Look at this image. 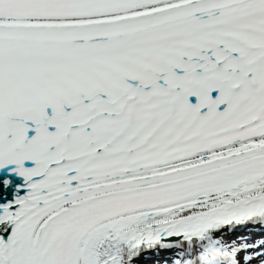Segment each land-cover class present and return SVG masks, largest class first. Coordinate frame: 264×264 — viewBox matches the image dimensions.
Segmentation results:
<instances>
[{"label": "snow or ice", "instance_id": "6c2138e0", "mask_svg": "<svg viewBox=\"0 0 264 264\" xmlns=\"http://www.w3.org/2000/svg\"><path fill=\"white\" fill-rule=\"evenodd\" d=\"M0 264H264V0H0Z\"/></svg>", "mask_w": 264, "mask_h": 264}]
</instances>
